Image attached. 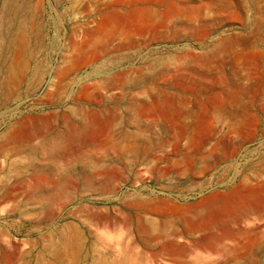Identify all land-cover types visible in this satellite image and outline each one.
I'll use <instances>...</instances> for the list:
<instances>
[{"label":"rangeland","instance_id":"374dc122","mask_svg":"<svg viewBox=\"0 0 264 264\" xmlns=\"http://www.w3.org/2000/svg\"><path fill=\"white\" fill-rule=\"evenodd\" d=\"M3 54L0 264H264V0H0Z\"/></svg>","mask_w":264,"mask_h":264},{"label":"bare ground","instance_id":"6f19581e","mask_svg":"<svg viewBox=\"0 0 264 264\" xmlns=\"http://www.w3.org/2000/svg\"><path fill=\"white\" fill-rule=\"evenodd\" d=\"M17 8H15V6H13V7H8V9H7V16H8V21L10 22V20H12V19H15L16 18V15H17ZM27 10H25L21 15H25V16H27ZM5 58H7V56H6V54H3V55H1L0 56V60H4ZM6 61H7V59H5ZM3 62V61H2ZM5 64V63H4ZM8 71V70H7ZM9 71H11V77H12V74L14 73H12V71H13V69L11 68V70H9ZM9 74H10V72H9ZM10 77V78H11ZM3 80H5V81H2V79H1V82H0V93H3V94H8L9 93V91H10V86H9V84H10V81H6V79H3ZM9 84H8V83ZM17 90V89H16ZM12 93V92H11ZM9 95V94H8ZM12 95V94H11ZM7 98H8V96H7ZM12 98V97H11ZM2 99V98H1ZM5 99V98H4ZM109 143V142H108Z\"/></svg>","mask_w":264,"mask_h":264}]
</instances>
